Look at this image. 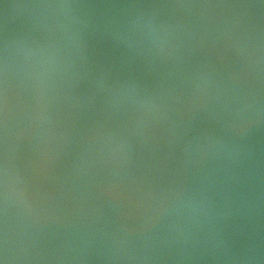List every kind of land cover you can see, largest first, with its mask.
<instances>
[{
    "label": "clouds",
    "instance_id": "9594fccd",
    "mask_svg": "<svg viewBox=\"0 0 264 264\" xmlns=\"http://www.w3.org/2000/svg\"><path fill=\"white\" fill-rule=\"evenodd\" d=\"M31 7L41 10L37 24L48 36L40 42L28 39L18 42L5 35L0 41V264L30 261L36 245V232L46 226L38 221L33 202L21 186L23 180L10 163L11 141L26 135V129L14 126L9 99L12 60L17 49L28 62L26 76L37 83V106L28 122L31 138L37 140V151L52 125L45 102L46 93L55 90L56 78L61 73L88 77L93 95L104 94L105 108L109 112L133 114L126 126V135L111 129L100 133L92 128L82 138L86 154L82 166L90 164L92 159L116 163L110 171L111 179L97 185L100 195L107 199L111 208L119 212L125 200L130 201L133 194H138L135 201L140 209L138 227L121 225L112 233L104 234L112 258H120L119 254L126 252L129 260L158 259L157 253L172 250L175 246L177 255L183 259H191L193 253L204 251L231 264L251 261L255 244L253 236L246 235L240 223L248 211L237 190L242 184L239 172L241 141L264 123V107L256 91L241 86L239 72L220 77L210 59L195 69H189L187 75L182 71L193 45L203 47L206 39L210 47L223 40L229 41L243 67L249 72L258 71L264 63V53L256 54L251 26L242 29L241 21L236 19L206 30L197 37L183 25L159 19V9L191 5L137 2L105 5L123 10L119 16L113 15L104 23L105 35L112 47L121 50V63L140 57L146 67L152 69L157 61H170L172 71L169 77L175 72L187 85L184 92L178 93L174 86L167 87L162 83L157 90H148L135 78L113 75L112 61L98 62L95 69H89L85 38L88 22L81 18L77 9L95 5L59 0ZM52 10H56L55 15ZM169 100L176 106H171ZM199 120L218 125L220 134L198 128ZM155 122L166 123L168 146L178 149V164L185 173L191 174V185L184 181L168 187L149 185L142 192L135 187L138 178L132 176L126 167L133 159L132 141L133 138L143 139ZM216 189L220 192L214 194ZM16 204L22 206L26 222L20 231L10 218V208ZM93 235L85 236L83 242H90Z\"/></svg>",
    "mask_w": 264,
    "mask_h": 264
},
{
    "label": "water",
    "instance_id": "95a60500",
    "mask_svg": "<svg viewBox=\"0 0 264 264\" xmlns=\"http://www.w3.org/2000/svg\"><path fill=\"white\" fill-rule=\"evenodd\" d=\"M59 0H0V41L5 35L22 42L25 39L40 42L48 33L38 26L39 9L31 5ZM81 5H95L77 9L81 18L88 22L85 38L88 43L89 69L97 63L114 62L113 75L120 78L132 77L148 90H157L164 84L174 86L178 93L187 85L172 71L170 61H157L154 68L146 67L145 61L136 57L121 63V50L112 47L105 35L104 23L113 15L119 16L123 10L105 7L122 3L185 4L191 7H166L159 9V19L180 24L196 33L197 37L206 30L239 19L241 27L251 26V34L256 46V54L264 53V6L259 0H71ZM7 5V7H5ZM210 5L211 7H204ZM216 5H256L251 8L217 7ZM56 14V10H52ZM184 38L183 36L181 37ZM223 40L209 46L206 39L203 47L193 45V51L186 55L182 71L187 75L210 59L216 74L225 77L229 72H239L241 86L251 87L257 92L264 107V63L258 71L249 72L237 59ZM22 52L15 51L10 80L9 99L13 110V123L17 129H26V135L10 143V163L23 180L21 185L37 211L38 221L46 224L36 232L33 257L24 264H231L224 259L213 258L209 252L193 253L191 259L178 256L172 250L157 253L158 259L129 260L128 253H120V258H112L104 234L112 233L121 225L136 228L140 223V209L135 201L125 200L119 212L111 208L107 199L100 195L97 185L111 179L110 171L116 163H101L92 159L82 166L86 154L83 137L92 128L100 133L111 129L122 135L127 134V125L133 114L127 111L109 112L105 108L104 94L93 95L88 77L83 74L72 76L61 73L56 78L54 91L46 93V103L52 125L37 151V140L31 138L28 129L29 116L37 106L36 81L25 74L27 66ZM34 63V62H32ZM90 75V73H89ZM168 103L176 106L172 100ZM48 128V125H44ZM198 128L209 129L220 134L221 129L211 121L199 120ZM61 133L63 135L61 136ZM239 172L242 179L237 189L243 197L248 215L242 223L245 234L253 236L255 249L253 259L247 264H264V123L255 128L242 141ZM132 161L126 166L132 176L138 178L141 192L149 185L168 187L184 181L191 185L193 178L178 164L179 151L168 146L166 123L155 122L143 139L133 138ZM118 163V162H117ZM220 189L214 190V194ZM219 199V196H216ZM11 223L20 231L25 225L22 206L10 208ZM94 234L90 242L83 238Z\"/></svg>",
    "mask_w": 264,
    "mask_h": 264
},
{
    "label": "snow or ice",
    "instance_id": "6c2138e0",
    "mask_svg": "<svg viewBox=\"0 0 264 264\" xmlns=\"http://www.w3.org/2000/svg\"><path fill=\"white\" fill-rule=\"evenodd\" d=\"M259 3H264V0H259Z\"/></svg>",
    "mask_w": 264,
    "mask_h": 264
}]
</instances>
